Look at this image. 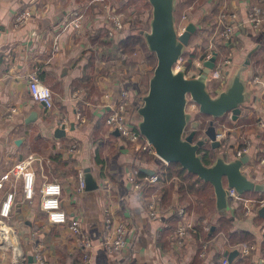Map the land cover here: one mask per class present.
<instances>
[{
	"label": "crops",
	"instance_id": "obj_1",
	"mask_svg": "<svg viewBox=\"0 0 264 264\" xmlns=\"http://www.w3.org/2000/svg\"><path fill=\"white\" fill-rule=\"evenodd\" d=\"M116 2L0 0V173L8 164L32 154L37 182L41 176H47L61 183L68 216L80 217L93 243L90 259L84 261L75 237L66 227L47 222L36 198L22 204L18 203L17 194L5 227V235L12 240L0 246V264H39L34 258L37 242L47 264H190L196 255L201 264H214L221 256L228 258L225 252L240 247L241 243L229 244L228 235L219 231L209 237L212 240L209 256L203 259L198 255L196 233H191L188 247L174 253L169 250V239L175 228L171 212L163 210L159 219L149 217L146 198L161 197V194L157 192L158 182L147 183L144 176L148 173L141 168L148 169L150 163H154L157 169L162 162L155 158L148 163L104 124L121 90L127 93L131 113L137 106L144 105L142 101L147 94L136 96L137 81L132 78L135 75L123 73L128 74L126 62L133 63V56L128 57L130 53L118 49L117 41L123 34L107 36L103 4L115 7ZM252 5H258L261 10L257 23L245 21ZM23 9H29L31 14L24 24L15 25V15ZM171 9L173 24L179 27L177 32L188 22L195 26L182 50L187 52L185 61H189L190 54L194 55L189 70L197 65L204 67L203 60L209 56L202 58L201 53H216L213 73L210 71L206 76L205 90L210 97H230L237 92L234 105L239 108V114L235 118L230 109L217 114L198 113L204 115L207 122L211 120L216 130L224 131L219 150L228 155L226 163L234 161L236 148L247 147L246 161L241 163L239 171L248 188L241 194L251 200L264 199V163L259 161L264 153V0H171ZM76 10L82 13V21L80 28L73 29L68 23ZM145 11L143 20L146 22L149 11ZM150 12L152 19V4ZM228 12H236L243 21L226 40L218 25L222 22L221 14ZM201 34L205 40L201 39ZM55 39L59 43L57 51L52 50ZM102 39L110 43L106 45ZM223 53L231 54L223 58ZM32 70L52 91L50 109L30 96L27 73ZM215 77L221 81L218 87L211 85L210 80ZM77 106L81 107L83 121L75 116ZM12 107L15 113H10ZM194 120L189 117L188 121L193 124ZM227 122L232 123L233 132ZM60 127L64 134L56 131ZM135 168L143 172L137 174L142 184L140 188H135L128 180ZM78 171L96 187L75 192ZM220 181L226 190L229 187L226 175H221ZM107 195L115 217L128 224L126 246L118 253H107L100 246L104 232L101 207ZM177 197L172 193L173 202ZM213 209L214 216H210L209 222L204 217L196 220L199 215L193 208L195 229L202 228L205 222L209 227L214 225L212 221L220 215L217 212H228L232 223L229 231L244 229L254 237L250 242H242L254 248L244 256L237 251L228 259L229 264H261L258 259L264 257V215H260L259 209L244 214L241 204L233 206L227 200L222 204L216 194ZM165 228L168 234L161 237ZM200 235L207 237L204 231Z\"/></svg>",
	"mask_w": 264,
	"mask_h": 264
},
{
	"label": "built area",
	"instance_id": "obj_2",
	"mask_svg": "<svg viewBox=\"0 0 264 264\" xmlns=\"http://www.w3.org/2000/svg\"><path fill=\"white\" fill-rule=\"evenodd\" d=\"M110 5V4H109ZM108 3L103 4V8L106 13V20L108 22L106 26L107 36L113 37L116 33L122 31L125 27L123 21V15L117 11L113 5L109 6ZM261 10L258 5H252L247 13L245 21H251L257 23L260 20ZM31 12L29 9H23L16 13L14 18L15 25L24 24ZM220 31L221 36L224 39L229 40L234 32L236 26L243 19L239 18L236 12H228L221 14ZM82 21V13L78 10L74 11L68 27L73 29L80 28ZM184 26L181 27L182 31ZM59 49V43L55 39L52 43V50L57 51ZM210 56L209 54L206 55ZM216 75V73H214ZM27 86L32 99L40 102L45 109H50L53 106V97L51 89L44 83H42L35 70L27 73ZM126 91L121 90L119 93V100L117 104L110 109L104 118V124L110 129H116L118 135L128 144L132 151L140 153L142 157L147 155H153L155 158L163 163L165 162L160 158L152 143L145 137L140 131L138 123L141 118L132 120L131 106L129 105L126 97ZM187 94V93H186ZM109 94L106 96L108 97ZM188 98V97H187ZM185 97V106L190 104L191 107L197 105L196 100L189 94V98L192 100L188 102ZM198 106V105H197ZM141 106H137L138 109ZM134 109V111L136 110ZM16 109L12 107L10 113H15ZM75 116L78 121H83L81 107L75 108ZM64 128H66L64 126ZM224 131L216 130V138L222 141L224 138ZM74 145L70 148L73 150ZM247 150L246 146H241L235 149V157H240ZM33 157L29 155L27 158L18 160L9 165L0 173V246L3 247L9 243V238L5 235L6 221L11 217L14 204L17 202L16 196L19 194L18 203L31 202L36 196L38 197V208L45 215L47 222L51 224L63 225L68 232L73 235L80 248L82 258L84 261L90 259L91 249L93 243L89 237V234L85 231L82 221L79 216H68L67 209L62 199V185L55 178H48L47 176H41V180L37 182V176L32 166ZM259 161L264 163V153L259 157ZM139 169L135 168L128 175V180L133 184L135 188H140L142 185L137 180V174ZM147 183L158 182V175L154 172L152 175L144 176ZM86 190L85 178L82 171L77 172L76 183L74 191L81 193ZM225 198L227 203L236 206L241 204L244 214L258 212V209L264 205V199L251 200L244 197L241 192L237 191L234 187L229 186L226 190ZM145 207L149 217L153 219L161 218L163 210L171 212L175 220V228L169 239V250L174 253H179L182 249L188 247V241L191 233H196L197 244L199 245L198 255L203 259H206L208 250L211 246L212 240L207 237H202L200 234L209 230L208 225L202 224V232L196 230L195 220L192 212L186 207L184 203H176V205L163 208L160 201V197L151 195L145 200ZM101 219L103 224V236L100 241V246L107 253L121 252L126 246V233L128 224L124 220H119L115 217L113 212L109 195L106 196L101 207ZM40 245L37 242L35 247L34 258L39 264H47L45 258L40 251ZM254 248V245L250 243H241L238 252L240 255H247L250 250ZM220 264H229L227 256H221L219 260ZM258 262L264 264V257H260ZM207 264V263H206Z\"/></svg>",
	"mask_w": 264,
	"mask_h": 264
},
{
	"label": "water",
	"instance_id": "obj_3",
	"mask_svg": "<svg viewBox=\"0 0 264 264\" xmlns=\"http://www.w3.org/2000/svg\"><path fill=\"white\" fill-rule=\"evenodd\" d=\"M152 4L151 33L148 38L150 48L155 52L157 63L153 76L149 82V90L144 97V105L132 113V120H137L140 131L152 143L157 155L165 162L176 161L191 172L203 179L209 180L213 186L219 202L225 204V189L220 177L226 175L229 186L242 192L248 188V183L239 171V166L246 161L244 153L234 161L226 163L222 158H217L209 167L203 166L196 154L197 149L204 142L209 141L212 147H220L221 141L216 138V127L211 120L202 128V136L195 138L196 130L191 129L184 136L181 134L189 113L184 112L185 94L189 93L198 104V110L203 113L217 114L230 109L232 117L239 114V108L234 105L237 92L230 97L219 95L211 98L205 90V79H186L182 73H174V64L180 56L181 47L187 45L191 33L195 31L192 22H188L184 29L175 33L172 27L171 0H149ZM216 55L213 52L203 60V73H209L215 64ZM193 125L197 126L196 123ZM64 134L60 127L56 130ZM115 134L118 131L114 129ZM59 135V134H57ZM156 165L150 163L149 168L142 171L152 175ZM86 190L96 187L91 179H85ZM264 215V205L259 209ZM214 225L209 227L212 232ZM237 249L225 252L228 259L237 253Z\"/></svg>",
	"mask_w": 264,
	"mask_h": 264
},
{
	"label": "trees",
	"instance_id": "obj_4",
	"mask_svg": "<svg viewBox=\"0 0 264 264\" xmlns=\"http://www.w3.org/2000/svg\"><path fill=\"white\" fill-rule=\"evenodd\" d=\"M150 7L151 3L149 0H117L115 3V9L117 11L123 12L128 17V21L125 23L124 29L122 32L120 31V34H123V36L117 41L118 49L122 53L131 54L135 50L133 47L141 40V37L145 31L142 26L134 25V21L137 20L139 24H141L140 22L143 19V12L145 10H148L149 15L151 16ZM149 15L147 16L146 21L150 20ZM148 52V56L156 57L154 54L155 52L151 48L148 49ZM206 55L207 53L202 54V58H206ZM193 56V54H190L189 61H185V69H189L190 60ZM180 57L181 59H184L186 57L185 52H182ZM203 68L204 67L201 69L202 72ZM203 122H206V120L204 119ZM196 154L200 163L203 166L209 167L215 163L217 158H219L220 152L219 147H212L210 143L208 144L206 141L201 146H199ZM153 159H155V156L153 155L146 156V161L148 163L152 162ZM138 172L143 174L141 170ZM155 173L158 175L159 180L157 192L161 194L160 201L164 205L173 206L172 203L174 202L172 200V193H175L181 197L184 196L192 208L198 207V205V209L215 208V191L213 184L209 180L203 179L196 173L189 171L179 162H162L157 166ZM191 196L194 197L192 198ZM217 213L220 215L217 216V219L212 221V223L215 225V229H213L211 233H209V230L204 232L207 238L219 231H223L228 235V242L231 245H236L242 242H250L254 239L253 234L244 229L229 231L230 227L232 226L229 213L224 211L223 213ZM197 228L199 230L201 229L199 226ZM165 234H168V228L163 230L161 237H164ZM190 264H201V261L196 255ZM214 264H219V261L214 262Z\"/></svg>",
	"mask_w": 264,
	"mask_h": 264
},
{
	"label": "rangeland",
	"instance_id": "obj_5",
	"mask_svg": "<svg viewBox=\"0 0 264 264\" xmlns=\"http://www.w3.org/2000/svg\"><path fill=\"white\" fill-rule=\"evenodd\" d=\"M107 2L109 3L110 1H107ZM119 12H121V11H119ZM121 13L123 15V21H124V24H125L128 21V17L123 12H121ZM145 14H147L146 11H144V16H145ZM134 25H140V26H142V28L144 29L145 33H143V35L141 37V40L133 47V49H135L133 52H135V53L132 52L131 53L132 55L128 54V57L129 56H133V63L132 62H128V63L126 62V64H129L128 67H126V70H127V73L128 74L126 75L124 70H123L124 71L123 73H124L125 76L135 75V78L136 79L134 77H132V78H133V80L137 81V83H136V89H137L136 90L137 91L136 92V96L141 97L143 92H147L148 93V90H149V82H150V80H151V78L153 76V70H154V68L156 66L157 58L155 56H153V57L148 56L149 55V53H148V47L150 48L148 38H149L150 33H151V23H150V20H148V21L145 22L142 19L141 24H139L138 21H136V22L134 21ZM222 26L223 25L219 24L218 25V30L221 31ZM172 27H173V30H174L175 33H179V32H177V30H178L179 27L174 26V24H172ZM200 36H201V39L202 40H205V37H203L202 34ZM103 43H105L107 45L110 42L104 41ZM182 50H183V47H181V52H182ZM186 53L187 52H185V55H186ZM202 54H204V53H201V55ZM230 54L231 53H223V58H226L225 56L226 55H230ZM121 57H123V56H121ZM187 58H188L187 55H186V57L184 59H181V57H178L177 61L174 64V67H179L180 68V70L178 72L179 73H182L183 76L186 79H190V80L191 79H196V78L197 79H200V78L201 79L202 78L205 79L206 76L209 73L206 74V73H203L202 71H200L201 67L199 65L195 66L194 68H192L190 70L189 69H185L184 63H185V59H187ZM120 60H121V58H120ZM122 63L123 62L121 61L120 64H122ZM213 70H214V67H213V69H211V73H213ZM213 75H215V74H213ZM132 78H131V80H132ZM210 81L213 82V83H211L212 87H218V86L221 85V81L219 80L218 77L217 78L215 77L214 79H212ZM225 84H226V81L223 82V85H225ZM205 89H206V84H205ZM185 97L186 98L188 97L187 98L188 99V102H191L192 101L189 98V93L185 94ZM142 102H144V101H142ZM142 102H141V104H142ZM197 105H195L194 107H191L190 104H187L186 106H184V112L185 113L186 112L191 113V116H190L191 117V120H194V119H199V120H194V121H196L197 126L191 124L190 121H187L185 127L183 128V132L181 134V137H182V135L184 136L185 134H187L191 129H195L196 130V137L195 138H200L202 136V128H203V126L205 127L208 124V122H207V119L205 118L204 115L198 113V106ZM195 115H197L198 118L195 117ZM204 119L206 120V122H203ZM226 125L230 129L232 128V131H230V132H233L234 131L233 126H232V123L227 122ZM226 135H227V133H226ZM229 140L230 139H227V141H229ZM219 152H221V151L219 150ZM30 155H32V154H30ZM219 157L222 158L223 160H227L228 159V155L227 154L220 153ZM34 162L35 161H33V163ZM11 164L12 163L8 164L7 167L9 165H11ZM32 166H33V164H32ZM191 197L193 198L194 196H191ZM35 198L38 200V197L37 196ZM36 203H35V205H36ZM176 203H184L186 205V207L192 212V214H193V211L195 210L197 212V214L199 215L197 217V219L195 217L196 220H198L199 217H204V218L209 219V222H210V216H214V211L215 210L213 208H210V209H208V208H206V209H198V207H199V205H198V207H194V210H193V208L190 207V204H189L188 200L184 196L181 197L180 195H178L177 201H175L174 203H172V205H176ZM162 206H163V208H167V207H169L171 205H164L162 203ZM204 225H207L206 222L204 223Z\"/></svg>",
	"mask_w": 264,
	"mask_h": 264
},
{
	"label": "bare ground",
	"instance_id": "obj_6",
	"mask_svg": "<svg viewBox=\"0 0 264 264\" xmlns=\"http://www.w3.org/2000/svg\"><path fill=\"white\" fill-rule=\"evenodd\" d=\"M179 70H180L179 67H174V68H173V72H174V73H177ZM8 238H9V241L12 240V238H11L10 236H8Z\"/></svg>",
	"mask_w": 264,
	"mask_h": 264
}]
</instances>
